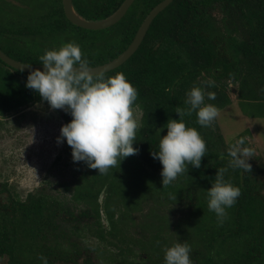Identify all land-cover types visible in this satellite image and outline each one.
<instances>
[{
    "label": "trees",
    "instance_id": "1",
    "mask_svg": "<svg viewBox=\"0 0 264 264\" xmlns=\"http://www.w3.org/2000/svg\"><path fill=\"white\" fill-rule=\"evenodd\" d=\"M56 1L57 6L47 10L35 22L16 19L7 26L0 23V34L6 35L11 43V48L3 51L21 62L41 63L39 57L46 50L44 46L50 45L52 48L47 49H53L59 43L75 41L87 56L90 67L101 65L128 47L145 16L161 0H135L119 22L99 30L73 24L65 15L62 0ZM122 2L73 0V6L83 18L101 20L114 13ZM216 11L221 15L217 16ZM29 36H36L33 46L27 43ZM28 73L0 59V113L46 101L37 91L25 86ZM117 73H123L138 90L132 107L142 110L141 125L136 129L133 144L139 152L124 158L106 173H99L98 169L81 161L87 169L78 177L82 181L71 190L73 198L93 205L99 225L94 231L95 237L115 246L116 253L112 255L118 262L120 258L126 264H159L158 260L163 263L164 255L159 258L163 238L158 230L161 228L153 229L147 237L137 239L135 236L127 241L112 211V204L118 200L126 206L128 214L129 208L138 206L142 197L149 194L191 207L192 215L187 216L191 219L183 218L177 229L182 231L180 240L191 246L193 264H264L263 163L249 171L229 167L228 148L231 145L225 142L217 119L210 126H201L195 111L181 118L186 126L195 127L206 142L200 167L188 165L187 171L163 186L162 165L151 155L158 150L160 136L167 133V121L179 119L177 109L188 107L186 93L193 86L204 91V103H212L219 110L232 103V90L245 115L264 117V0H173L152 21L136 52L119 67L102 74L107 78ZM229 84L235 87L229 89ZM208 91L216 93L214 100L207 97ZM63 117L66 123L72 119L65 111ZM251 135L247 128L237 140L243 136L245 143L253 147L247 138ZM67 147L72 156L71 146L67 144ZM218 168H227L225 179L241 189L236 203L227 208V217L222 223L207 206V189L215 181ZM102 193L105 197L101 204ZM16 208L22 212L17 221L31 234L42 232L44 220L49 217L54 221L59 212L64 214L65 223L72 219L65 202L40 191L30 193ZM101 210L106 214L110 229L101 223ZM88 211L86 208L83 214H90ZM10 215L13 219L10 205L0 204V241L6 246L5 250H0V256L7 254ZM64 235L67 243L64 244L63 259L72 261L83 253L84 248L71 240L66 232ZM140 243L144 250L154 248L151 254L148 253L149 263L146 258L141 261L134 256V245ZM85 259L87 264H92L91 258Z\"/></svg>",
    "mask_w": 264,
    "mask_h": 264
},
{
    "label": "clouds",
    "instance_id": "2",
    "mask_svg": "<svg viewBox=\"0 0 264 264\" xmlns=\"http://www.w3.org/2000/svg\"><path fill=\"white\" fill-rule=\"evenodd\" d=\"M39 60L43 70H31L25 86L37 91L51 108L63 109L71 115L72 119L61 125L57 141L66 140L71 146L74 162L84 161L99 173H106L124 158L139 152V148L133 146L138 124L132 112L138 90L123 73L107 78L103 74L96 75L75 41L46 49ZM215 95L214 91L207 92L210 100H214ZM186 96L188 107L177 109L179 119L167 121V133L160 136L158 150L151 152L162 165L163 186L187 171L188 165L199 168L206 153V142L199 131L186 126L181 117L195 111L197 123L210 126L219 113L216 105L204 103L205 93L200 87L193 86ZM245 141L241 136L229 146V167L251 169L249 158L253 157L255 149ZM226 171L227 168H218L215 181L207 189L208 209L215 212L221 223L227 217V208L233 206L241 194L239 186L225 179ZM190 251L187 242H177L166 248L164 264H193ZM42 262L47 264V258L42 257Z\"/></svg>",
    "mask_w": 264,
    "mask_h": 264
},
{
    "label": "rangeland",
    "instance_id": "3",
    "mask_svg": "<svg viewBox=\"0 0 264 264\" xmlns=\"http://www.w3.org/2000/svg\"><path fill=\"white\" fill-rule=\"evenodd\" d=\"M57 4L56 0H0V23L7 26L11 24V20L16 19L35 22ZM215 13L217 16L221 15L219 11ZM28 38V41L26 40L28 45L33 46L36 36ZM48 40L50 41L51 38ZM44 43L47 44V41H43ZM61 44L55 47L59 48ZM0 47L4 51L11 48L6 35L0 34ZM47 48L52 47L50 45L43 47V49ZM232 87L235 86L229 84V89ZM230 95L232 103L220 109L216 117L219 130L225 142L230 145H233L231 142L237 141V136L245 129L251 130L252 135L247 138L255 152L253 157L249 158V163L255 170L262 163L264 164V117L245 115L238 105L237 94L230 90ZM63 111V109L51 108L47 101H38L12 112L0 113V181H6L12 197L16 196L20 200H24L29 192L38 191L63 199L67 205L69 204V210L78 215L79 227L82 228L77 238L71 236L73 231L71 226L70 229L67 228L68 234L72 240L77 239L80 246L89 248L92 264H126L125 260L118 257L119 262L114 259L112 253H116L115 246L110 245L108 241L97 239L89 232L91 225H94V231L99 226L93 214L92 217L84 219L79 214L89 205L83 201L73 200L71 189L82 181L78 177L82 176V171L87 167L81 161H73L66 140L57 141L61 125L66 123ZM132 112L139 127L142 110L132 107ZM127 184L126 182L125 185ZM104 197L105 193H102L99 198L101 204ZM176 203V201L170 202L167 198L157 199L148 194L142 197L138 206L129 208L128 214H126V206L118 200L112 204V211L116 214L115 219H118L119 226L123 228L127 241L132 237L137 239L147 237L153 229L161 228L158 233L163 238L162 252L159 256L162 259L167 247L182 242L180 240L182 231L177 229V224L183 218L187 219V216L192 215L191 207L189 208L186 203ZM85 221L88 224H85ZM101 223L104 228L110 229L104 210H101ZM153 249L148 250L146 247L144 250L141 243L134 245V256L141 261L146 258L145 261L149 263L148 253L151 254ZM85 257L83 254L75 262L63 264H87ZM152 259L155 261V258ZM158 261L159 264H164L161 260Z\"/></svg>",
    "mask_w": 264,
    "mask_h": 264
},
{
    "label": "flooded vegetation",
    "instance_id": "4",
    "mask_svg": "<svg viewBox=\"0 0 264 264\" xmlns=\"http://www.w3.org/2000/svg\"><path fill=\"white\" fill-rule=\"evenodd\" d=\"M30 193H37V192H29L24 200H20L16 196L12 197V195L10 194L9 185L6 183V181H0V204L2 203L9 204L11 207V212L14 217L12 219L10 215L8 220L9 231L7 235V241H8V245L6 249L7 254H3L2 256H0V264H43L42 257L47 258V264H63V263L75 262L80 255L78 254V257L74 259L75 261L74 260L64 261L63 248H64V244L67 243V239H65L64 233L66 232L68 234L67 230L70 229L69 226L73 228L71 236H76V238L77 236L79 237V234H76V232L78 233L82 228L79 227L80 222L78 215L75 214L74 211L69 210L72 213V219L71 220L68 219V222L65 223L62 217L64 216V214H62V212H59L54 221L51 220L49 217L46 218V220H44L45 227L42 229V232L35 231L32 234L27 233L26 228L22 227L21 224L17 221L22 217L21 216L22 212L16 207L18 206V203L24 202L29 197ZM42 193L50 196L53 199L56 198L57 200L64 203V200L60 199L58 196H54L46 192H42ZM73 200L76 199L73 198ZM88 205H89V207H87L89 210L88 213L90 214L88 215L83 214V210H85L86 208L83 209L81 213H79L83 219L85 217L86 218L92 217V214L94 215V211L92 209L93 205L91 206V204L89 203ZM66 207L69 209L70 207L69 204L68 205L66 204ZM84 223L88 224L87 221H85ZM93 227L94 225H91L89 232L92 233L93 236L95 237ZM71 236L69 235L70 239ZM73 240H76L77 243L80 245L77 239H73ZM1 243L2 242L0 241V244ZM5 247L6 246L2 243V245H0V250L1 249L5 250ZM88 251L89 248H87V250L86 248H84V251L81 255L85 254V256L91 258L92 261V256Z\"/></svg>",
    "mask_w": 264,
    "mask_h": 264
},
{
    "label": "water",
    "instance_id": "5",
    "mask_svg": "<svg viewBox=\"0 0 264 264\" xmlns=\"http://www.w3.org/2000/svg\"><path fill=\"white\" fill-rule=\"evenodd\" d=\"M134 2L135 0H123L117 10L107 18L101 20H89L83 18L76 12L73 6V0H62L63 9L67 18L77 26L92 30L105 29L116 24L126 15L129 8ZM172 2L173 0H161L156 5H154L143 19L142 23L140 24L137 32L133 37V40L128 45V47L113 60L101 65L91 66L92 71L95 74H102L119 67L125 61H127L136 52V50L143 42L148 28L151 25L152 21L155 19V17ZM0 59L4 61L7 65L24 72H30L35 68H41L43 70L42 63H25L18 61L6 54L1 48Z\"/></svg>",
    "mask_w": 264,
    "mask_h": 264
}]
</instances>
